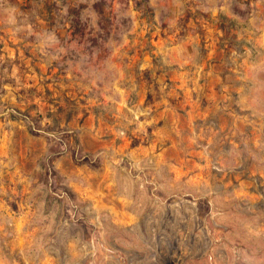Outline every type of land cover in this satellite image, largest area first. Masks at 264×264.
Returning a JSON list of instances; mask_svg holds the SVG:
<instances>
[{
    "label": "rangeland",
    "instance_id": "1",
    "mask_svg": "<svg viewBox=\"0 0 264 264\" xmlns=\"http://www.w3.org/2000/svg\"><path fill=\"white\" fill-rule=\"evenodd\" d=\"M0 264H264V0H0Z\"/></svg>",
    "mask_w": 264,
    "mask_h": 264
}]
</instances>
